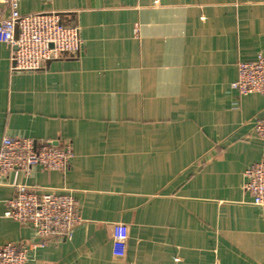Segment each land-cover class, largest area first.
I'll use <instances>...</instances> for the list:
<instances>
[{
    "label": "crops",
    "instance_id": "1",
    "mask_svg": "<svg viewBox=\"0 0 264 264\" xmlns=\"http://www.w3.org/2000/svg\"><path fill=\"white\" fill-rule=\"evenodd\" d=\"M19 11L59 15L82 46L16 71L0 37V142L69 141L74 157L64 173L0 182V246H29L26 264H264V208L242 189L264 161L253 130L264 98L231 89L237 63L264 55V0H21ZM17 185L73 196L72 237L40 246L6 218Z\"/></svg>",
    "mask_w": 264,
    "mask_h": 264
},
{
    "label": "built area",
    "instance_id": "2",
    "mask_svg": "<svg viewBox=\"0 0 264 264\" xmlns=\"http://www.w3.org/2000/svg\"><path fill=\"white\" fill-rule=\"evenodd\" d=\"M21 0H0V37L10 50L12 68L16 71H38L51 61L80 54L79 28L64 24L54 13L21 14ZM238 97L258 94L264 98V55L256 54L249 62L237 63V76L231 84ZM254 135L264 142V117L254 123ZM69 141L57 145L38 143L30 138L4 137L0 142V182L8 173L29 175L39 167L44 171L64 173L73 159ZM242 189L252 197L255 206L264 208V161L251 165L244 174ZM22 226H30L43 246L48 239H70L81 224L78 202L69 194L52 192L38 195L35 188L15 186L4 213ZM113 257L123 258L122 227H113ZM36 246V244H35ZM25 246H0V264H26Z\"/></svg>",
    "mask_w": 264,
    "mask_h": 264
}]
</instances>
